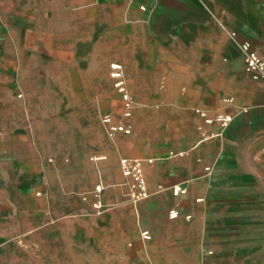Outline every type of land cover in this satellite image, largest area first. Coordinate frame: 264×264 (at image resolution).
Listing matches in <instances>:
<instances>
[{
	"label": "crops",
	"instance_id": "obj_1",
	"mask_svg": "<svg viewBox=\"0 0 264 264\" xmlns=\"http://www.w3.org/2000/svg\"><path fill=\"white\" fill-rule=\"evenodd\" d=\"M245 41L264 60V0H0V264H264V86ZM112 64L136 108L110 138L81 116ZM25 74L46 83L23 90ZM70 75L90 82L72 104ZM122 158L145 161L146 200Z\"/></svg>",
	"mask_w": 264,
	"mask_h": 264
},
{
	"label": "built area",
	"instance_id": "obj_2",
	"mask_svg": "<svg viewBox=\"0 0 264 264\" xmlns=\"http://www.w3.org/2000/svg\"><path fill=\"white\" fill-rule=\"evenodd\" d=\"M236 34L232 36L235 37ZM239 47L243 53L246 72L255 80L260 82L264 86V60L258 55L250 42H240ZM110 76L113 80V86L119 94L123 103V116L126 120H129L133 116L134 103L136 102L132 93L128 88V83L124 74V67L121 64H112L110 67ZM200 117L202 116L207 124L219 123L221 127H228L233 122L231 115H218L211 117L206 112L199 111ZM105 132L108 137L113 138L117 134L131 135L133 132L132 124L129 122H123L121 124H115L112 121L110 115H104L101 120ZM204 138H209L207 134H204ZM173 155V154H172ZM153 160H149L148 163H152ZM144 163L142 159L122 158L119 163V168L123 176L128 180L129 196L133 203L146 200L149 195L147 188V180L144 174ZM104 187L99 185L94 191V196L97 198V202L94 205L97 212L105 209L104 205L100 201V196ZM174 195L186 194L187 188H183L180 185H174L171 188ZM171 218L178 217V212L173 210L170 212ZM144 239L149 238L148 232L142 233Z\"/></svg>",
	"mask_w": 264,
	"mask_h": 264
},
{
	"label": "rangeland",
	"instance_id": "obj_3",
	"mask_svg": "<svg viewBox=\"0 0 264 264\" xmlns=\"http://www.w3.org/2000/svg\"><path fill=\"white\" fill-rule=\"evenodd\" d=\"M28 49H20V50H7L9 51L8 55L11 58L13 55V52H23V51H27ZM16 54V53H15ZM10 67H12L13 65H11L9 63ZM8 65V66H9ZM21 69H22V73L25 71L28 72V69L31 68V66H29V64H21L20 65ZM25 78L22 79L21 81V87L23 90H34L37 87H41L43 85H45L46 82H44V79H42V77L40 76H35V75H29V74H25ZM88 82L84 81V80H80V76L79 75H70V79L69 81L66 83L67 88L69 89L70 93H69V97L68 99H70V103L72 104L73 101L79 100V98H77L74 94L73 91L75 89L78 88V86L80 85H84ZM90 83V82H89ZM88 83V85H89ZM127 83H129L127 81ZM130 84H128L129 89L132 91ZM98 85L101 86V89L103 90L102 92L105 94V96H103L102 98H99L100 100H95L93 102V98L92 97H85L84 98V105L88 108L89 113L87 115H82L81 119L84 120H102V117L104 115H110L112 118V121L115 124H121L123 122H125L124 116H123V111H122V101L118 95V93L116 92L114 86H113V80L111 79V77L109 76V80L108 81H101L98 82ZM89 87V86H88ZM91 88V86L89 87ZM80 99H83L82 97H80ZM98 102L100 103V115L98 114L97 110L95 111V107L93 105V103H95V106L98 105ZM136 108V103H134V109L133 112L135 111ZM75 107L70 110V111H75ZM80 111V110H78ZM118 135V134H117Z\"/></svg>",
	"mask_w": 264,
	"mask_h": 264
}]
</instances>
